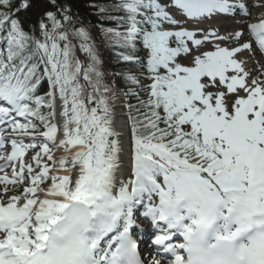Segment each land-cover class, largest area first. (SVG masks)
<instances>
[{
  "label": "snow or ice",
  "instance_id": "obj_1",
  "mask_svg": "<svg viewBox=\"0 0 264 264\" xmlns=\"http://www.w3.org/2000/svg\"><path fill=\"white\" fill-rule=\"evenodd\" d=\"M74 7L0 0V264H264V0Z\"/></svg>",
  "mask_w": 264,
  "mask_h": 264
},
{
  "label": "trees",
  "instance_id": "obj_2",
  "mask_svg": "<svg viewBox=\"0 0 264 264\" xmlns=\"http://www.w3.org/2000/svg\"><path fill=\"white\" fill-rule=\"evenodd\" d=\"M107 0H74V10H78L81 13V16L84 18L85 26L89 28L93 40L96 42L97 47L99 48L100 55L102 59L105 61L104 67L108 71H112V65H109L108 61L112 58V51L103 43V37L100 35L99 32V25L97 23V17L92 15V9H89L87 5L89 3H97V4H104ZM114 26V25H108ZM131 103L135 104V99L130 100Z\"/></svg>",
  "mask_w": 264,
  "mask_h": 264
},
{
  "label": "bare ground",
  "instance_id": "obj_3",
  "mask_svg": "<svg viewBox=\"0 0 264 264\" xmlns=\"http://www.w3.org/2000/svg\"><path fill=\"white\" fill-rule=\"evenodd\" d=\"M256 18V12L254 11L253 12V19ZM233 24V23H232ZM228 30V29H227ZM259 55H257V58L256 59H260V57L258 58ZM249 62V66L250 67H253L254 65ZM126 109L123 108L122 106H117L116 107V116H117V119H116V127L118 130H122L124 132V138H125V144H127L128 142V128H127V121H126Z\"/></svg>",
  "mask_w": 264,
  "mask_h": 264
},
{
  "label": "rangeland",
  "instance_id": "obj_4",
  "mask_svg": "<svg viewBox=\"0 0 264 264\" xmlns=\"http://www.w3.org/2000/svg\"><path fill=\"white\" fill-rule=\"evenodd\" d=\"M218 27H221V23L219 21L215 22ZM82 55V54H81ZM124 98L118 99L115 101L116 107L121 106ZM37 149L31 150L32 153H34ZM32 154H28L27 156L30 157Z\"/></svg>",
  "mask_w": 264,
  "mask_h": 264
}]
</instances>
